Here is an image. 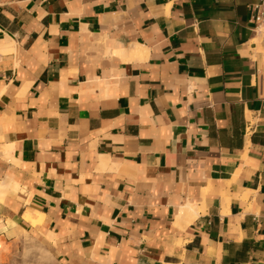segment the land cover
Listing matches in <instances>:
<instances>
[{"label": "crops", "instance_id": "1", "mask_svg": "<svg viewBox=\"0 0 264 264\" xmlns=\"http://www.w3.org/2000/svg\"><path fill=\"white\" fill-rule=\"evenodd\" d=\"M256 1L0 0V264H264Z\"/></svg>", "mask_w": 264, "mask_h": 264}, {"label": "built area", "instance_id": "2", "mask_svg": "<svg viewBox=\"0 0 264 264\" xmlns=\"http://www.w3.org/2000/svg\"><path fill=\"white\" fill-rule=\"evenodd\" d=\"M250 19L255 24V28L264 25V0H258L249 5Z\"/></svg>", "mask_w": 264, "mask_h": 264}, {"label": "bare ground", "instance_id": "3", "mask_svg": "<svg viewBox=\"0 0 264 264\" xmlns=\"http://www.w3.org/2000/svg\"><path fill=\"white\" fill-rule=\"evenodd\" d=\"M138 51H139V49H138ZM138 51H136V49L135 50L133 49V51L131 52V54L132 55L134 54V56H138V54H140V51H139V53H137ZM184 213H188L191 216H194L196 214V210H195L194 207H192L191 205H189V206H187V208L184 209ZM181 214H183V213H181Z\"/></svg>", "mask_w": 264, "mask_h": 264}]
</instances>
